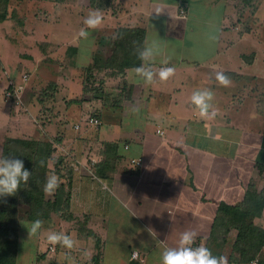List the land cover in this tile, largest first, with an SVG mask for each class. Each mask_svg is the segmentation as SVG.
Returning a JSON list of instances; mask_svg holds the SVG:
<instances>
[{
  "label": "crops",
  "instance_id": "1",
  "mask_svg": "<svg viewBox=\"0 0 264 264\" xmlns=\"http://www.w3.org/2000/svg\"><path fill=\"white\" fill-rule=\"evenodd\" d=\"M235 5L0 0V158L10 139L52 144L69 197L68 214L52 212L36 233L19 217L16 264H161L186 231L229 262L240 249L251 255L235 228L215 231L232 221L223 207L252 210L248 194L264 200V45L230 31ZM94 11L103 20L90 29L84 19ZM120 29L145 31L152 83L135 71L142 60L109 65ZM162 68L173 72L161 78ZM9 89L20 91L19 104ZM203 90L212 93L207 116L191 99ZM56 217L77 226L69 253L45 239ZM252 222L264 231V207ZM257 258L264 264V246Z\"/></svg>",
  "mask_w": 264,
  "mask_h": 264
},
{
  "label": "trees",
  "instance_id": "2",
  "mask_svg": "<svg viewBox=\"0 0 264 264\" xmlns=\"http://www.w3.org/2000/svg\"><path fill=\"white\" fill-rule=\"evenodd\" d=\"M144 38V30L120 29L109 65L116 66L118 69L138 65L141 60L140 52ZM52 154L53 145L46 142L10 139L5 143L2 158L22 159L25 168L32 172V176L27 185H21L16 195L0 197V264H16L15 257L20 228L17 206L21 200L33 208L28 216L31 221L47 219L52 212H62L65 216L68 214L69 197L64 184H59L53 199L47 200L43 192L42 184L45 181L48 165L53 161ZM247 198L256 204L252 210L241 207H223V213L232 216V221L225 225L224 221L219 220L215 224V231L220 227L227 229L232 226L238 231L237 244L250 246L253 249L251 255L240 249L242 257L240 261L237 260L240 263H249L264 246V231L259 230L252 222L253 218L260 215V211L264 207V200L258 201L250 194L247 195ZM37 208H47L48 212H39Z\"/></svg>",
  "mask_w": 264,
  "mask_h": 264
},
{
  "label": "clouds",
  "instance_id": "3",
  "mask_svg": "<svg viewBox=\"0 0 264 264\" xmlns=\"http://www.w3.org/2000/svg\"><path fill=\"white\" fill-rule=\"evenodd\" d=\"M103 20L102 14L99 11L90 13L84 19V24L87 28L95 29L101 25ZM81 36H87V32L81 31ZM153 49L145 48L140 52L142 65L135 71L145 78L146 83H152L154 72L150 67H145V64L151 62L153 58ZM173 72L172 68H162L159 71L161 78L169 77ZM216 79L220 83L227 85L228 78L222 73L217 74ZM192 103L196 105L202 116L209 115L208 103L212 99V93L208 90L197 91L192 97ZM214 115V113H212ZM43 164V161H41ZM32 172L25 168L24 161L19 158L4 157L0 158V197L14 196L20 190L21 185H27ZM59 178L55 174L47 176L44 191L46 194H53L59 188ZM42 226V221L35 220L30 228V233H36ZM196 234L191 231L184 232L176 247H165L161 253V264H229L227 256H215L211 250L203 245L195 246ZM48 241L52 244L62 243L64 246L71 248L73 241L70 236L50 233ZM163 243V242H162Z\"/></svg>",
  "mask_w": 264,
  "mask_h": 264
},
{
  "label": "rangeland",
  "instance_id": "4",
  "mask_svg": "<svg viewBox=\"0 0 264 264\" xmlns=\"http://www.w3.org/2000/svg\"><path fill=\"white\" fill-rule=\"evenodd\" d=\"M235 7H237L238 16H236V20L234 21H228L227 25L231 29L232 33L236 36V38H243L245 35H247L246 40L249 41L251 47H255L258 45H264V0H234ZM238 20V21H237ZM248 32V33H247ZM69 33L73 34V24L70 28ZM252 47V48H253ZM259 53L261 52L262 48L258 47ZM250 51L247 53L249 54ZM73 121L75 119H72ZM71 120V122H73ZM82 120V119H81ZM85 123L83 122V127ZM82 127V128H83ZM58 157H55V160L53 162H50L47 168L45 181L42 184L43 192L45 195V198L53 199L55 192L51 195L46 194L44 191V186L46 184V179L48 175L55 174L59 176L60 170L56 167ZM59 178V177H58ZM59 181L61 183V180L59 178ZM33 211V208L29 204H27L25 201L19 202V205L17 206V214L18 217H21L22 219L28 218L29 214ZM37 211L47 213L48 209L45 208H37ZM62 218H57L55 221H51L48 227H51L49 229L50 232H48L45 236V239H48V236L52 232H59L61 231L63 235L71 236L73 235V227H77L76 225L73 226V222H64ZM79 225V224H78ZM73 241V240H72ZM34 246L32 243H25L23 250H27L30 252L31 248ZM59 246V252L66 251L69 253V248L64 246L62 243L58 244ZM48 242L43 243V248L47 249ZM58 248V247H57ZM58 252V253H59ZM65 252V253H66Z\"/></svg>",
  "mask_w": 264,
  "mask_h": 264
},
{
  "label": "built area",
  "instance_id": "5",
  "mask_svg": "<svg viewBox=\"0 0 264 264\" xmlns=\"http://www.w3.org/2000/svg\"><path fill=\"white\" fill-rule=\"evenodd\" d=\"M184 11H181V14L183 15ZM20 91L17 90V89H9L7 90L6 92V97L9 98V99H16V103L19 104L20 103V95H19ZM91 123H94V124H98L99 121L97 119H91L90 120ZM138 165H140V161L137 162ZM200 245H203L206 247L205 244L203 243H197L195 246H200ZM135 256H137V254H135ZM229 264H242V263H239V262H229ZM249 264H262L260 262V260L257 258V259H254L253 261H251Z\"/></svg>",
  "mask_w": 264,
  "mask_h": 264
}]
</instances>
